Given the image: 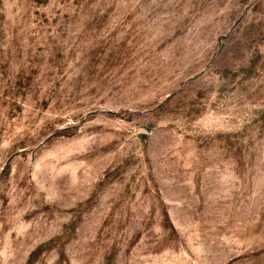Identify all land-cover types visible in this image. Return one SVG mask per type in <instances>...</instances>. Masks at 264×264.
I'll return each mask as SVG.
<instances>
[{"label": "rangeland", "instance_id": "1", "mask_svg": "<svg viewBox=\"0 0 264 264\" xmlns=\"http://www.w3.org/2000/svg\"><path fill=\"white\" fill-rule=\"evenodd\" d=\"M0 264H264V0H0Z\"/></svg>", "mask_w": 264, "mask_h": 264}]
</instances>
